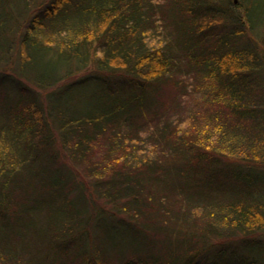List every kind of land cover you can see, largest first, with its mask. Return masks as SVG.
I'll list each match as a JSON object with an SVG mask.
<instances>
[{
    "label": "trees",
    "instance_id": "obj_1",
    "mask_svg": "<svg viewBox=\"0 0 264 264\" xmlns=\"http://www.w3.org/2000/svg\"><path fill=\"white\" fill-rule=\"evenodd\" d=\"M0 264H264V0H0Z\"/></svg>",
    "mask_w": 264,
    "mask_h": 264
},
{
    "label": "rangeland",
    "instance_id": "obj_2",
    "mask_svg": "<svg viewBox=\"0 0 264 264\" xmlns=\"http://www.w3.org/2000/svg\"><path fill=\"white\" fill-rule=\"evenodd\" d=\"M184 101H187V98H186ZM112 263H113V262H112Z\"/></svg>",
    "mask_w": 264,
    "mask_h": 264
}]
</instances>
